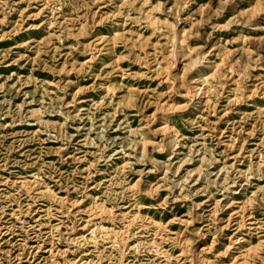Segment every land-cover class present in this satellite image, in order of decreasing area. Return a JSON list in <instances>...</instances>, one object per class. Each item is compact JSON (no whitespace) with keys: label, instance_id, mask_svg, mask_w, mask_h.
<instances>
[{"label":"rangeland","instance_id":"1","mask_svg":"<svg viewBox=\"0 0 264 264\" xmlns=\"http://www.w3.org/2000/svg\"><path fill=\"white\" fill-rule=\"evenodd\" d=\"M214 263L264 264V0H0V264Z\"/></svg>","mask_w":264,"mask_h":264},{"label":"bare ground","instance_id":"2","mask_svg":"<svg viewBox=\"0 0 264 264\" xmlns=\"http://www.w3.org/2000/svg\"><path fill=\"white\" fill-rule=\"evenodd\" d=\"M177 45V44H176ZM168 46V45H167ZM172 46V45H171ZM175 46V45H174ZM176 48V47H175ZM243 48V47H242ZM167 51H168V49H167ZM172 51V50H171ZM172 53V52H171ZM174 54V53H173ZM165 55V54H164ZM178 55V54H177ZM165 57V56H164ZM170 57V56H169ZM164 59V58H163ZM191 59V58H190ZM177 61V60H176ZM165 64V63H164ZM168 65V64H167ZM166 65V66H167ZM166 69H167V67H166ZM196 78V77H195ZM199 88V87H198ZM201 90V89H200ZM189 91V90H188ZM196 92V91H195ZM191 93V92H190ZM202 94V93H201ZM195 95V94H194ZM167 126V125H166ZM168 127V126H167ZM169 128V127H168ZM170 133V132H169ZM166 136V135H165ZM169 136H171V135H169ZM142 144V143H141ZM171 144V143H170ZM143 145V144H142ZM134 185V184H133ZM134 187V186H133ZM233 191V190H232ZM229 193V192H228ZM215 205H216V203H215ZM102 208V207H101ZM228 222V221H227ZM154 231V230H153ZM89 233V232H88ZM155 233V232H154ZM156 235V234H155ZM238 236V235H237ZM239 237V236H238ZM261 238V237H260ZM232 239V238H231ZM240 239V238H239ZM235 240V239H234ZM263 241V240H262ZM252 244V243H251ZM236 245V244H235ZM187 246V245H186ZM230 246V245H229ZM258 246V245H257ZM183 248V247H182ZM181 248V249H182ZM238 248V247H237ZM241 248V247H240ZM253 248V247H252ZM186 249H188V247L186 248ZM206 249V248H205ZM233 249V248H232ZM237 251V250H236ZM256 251V250H255ZM213 252V251H212ZM239 252V251H238ZM218 253V252H217ZM223 254V253H222ZM228 254V253H227ZM219 255V254H218ZM244 255V254H243ZM252 255V254H251ZM230 256V255H229ZM237 256V255H236ZM239 256V255H238ZM247 257V256H246ZM252 257V256H251ZM231 258V257H230ZM245 259V258H244ZM243 259V260H244ZM232 263V262H231ZM215 264V263H214Z\"/></svg>","mask_w":264,"mask_h":264}]
</instances>
